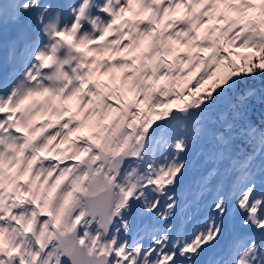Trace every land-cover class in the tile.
<instances>
[{"label": "snow or ice", "instance_id": "snow-or-ice-1", "mask_svg": "<svg viewBox=\"0 0 264 264\" xmlns=\"http://www.w3.org/2000/svg\"><path fill=\"white\" fill-rule=\"evenodd\" d=\"M0 264H264V0H0Z\"/></svg>", "mask_w": 264, "mask_h": 264}, {"label": "rangeland", "instance_id": "rangeland-1", "mask_svg": "<svg viewBox=\"0 0 264 264\" xmlns=\"http://www.w3.org/2000/svg\"><path fill=\"white\" fill-rule=\"evenodd\" d=\"M134 7H138L136 5H134ZM127 15H131V13H128ZM211 24H220L222 23V21H219V20H213L210 22ZM204 30L202 29V32ZM104 83L106 84H112L114 83L112 80H111V77L110 75H101L99 77ZM118 82V81H117ZM69 104V106L71 107L72 111L67 113L66 115H72V113H75V112H78L79 111V102L77 101H70V102H67ZM88 114L87 112L85 113H81L80 115L77 116V119H82L84 115ZM48 117H45V116H40V117H37V121L38 123L41 122V121H44V120H47ZM52 119H55V117L53 116ZM90 131V127L88 124H86L79 133H73V136L76 137L78 135H88V132ZM61 147H67V145H62Z\"/></svg>", "mask_w": 264, "mask_h": 264}, {"label": "trees", "instance_id": "trees-1", "mask_svg": "<svg viewBox=\"0 0 264 264\" xmlns=\"http://www.w3.org/2000/svg\"><path fill=\"white\" fill-rule=\"evenodd\" d=\"M193 83H194V81H193Z\"/></svg>", "mask_w": 264, "mask_h": 264}]
</instances>
